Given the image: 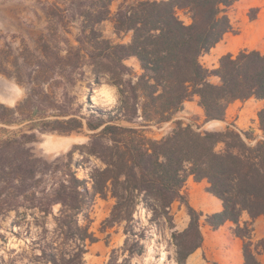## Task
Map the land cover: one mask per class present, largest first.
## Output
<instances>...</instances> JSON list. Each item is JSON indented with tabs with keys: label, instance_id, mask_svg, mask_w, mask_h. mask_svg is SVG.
<instances>
[{
	"label": "trees",
	"instance_id": "1",
	"mask_svg": "<svg viewBox=\"0 0 264 264\" xmlns=\"http://www.w3.org/2000/svg\"><path fill=\"white\" fill-rule=\"evenodd\" d=\"M111 1L79 2L71 12L80 22L74 47L64 49L55 38L43 40L34 49L23 47L21 62L0 51V73L26 89L15 106L0 103V123L28 121L26 129L0 140V211L19 214L24 209L34 219L53 215V236L39 255L49 264H83L87 245L97 240L89 218L97 196L114 199L102 228L122 224L125 234L120 249L125 256L119 260L114 249L107 264H129L133 255L143 253L147 228L136 218L140 208L149 214L148 223L156 228L165 223L170 229L177 264H185L202 246L203 224L217 229L225 222H232V232L244 240L243 264H260L264 239L254 244L251 222L240 221L244 214L251 221L264 215V139L255 140L252 132L232 123L222 130H198L180 120L159 139L145 134L146 127L171 120L195 96L205 121H223L236 99H264V54L259 51L224 54L215 68L200 61L231 30L227 10L238 0L122 3L113 32L117 37L129 34L127 42H114L99 28L109 18ZM63 11L70 10L58 6L52 14L62 19L69 15ZM130 58L137 61L139 73L125 63ZM86 67L89 86L105 81L118 92L112 109L94 108L88 118L71 108L75 97L68 90L85 79ZM211 76L218 81L211 82ZM257 118L264 132V106ZM84 125L91 131L88 141L66 154L48 161L32 152L38 133L69 134ZM76 151L81 162L96 161L83 177L77 175L80 163L73 161ZM190 176L206 180V191L221 202L220 210L206 214L202 224V212L183 191ZM175 201L189 216L180 231L174 229L171 213ZM55 205L60 208L53 214Z\"/></svg>",
	"mask_w": 264,
	"mask_h": 264
},
{
	"label": "rangeland",
	"instance_id": "2",
	"mask_svg": "<svg viewBox=\"0 0 264 264\" xmlns=\"http://www.w3.org/2000/svg\"><path fill=\"white\" fill-rule=\"evenodd\" d=\"M65 1L0 0V51L8 54L10 61H15L14 59L17 57L19 58L18 62H21L22 48L34 49L43 40L52 42L51 39L55 38L54 41H59L60 46L64 49L68 46H76L77 42L75 38L80 30V22L78 19L71 17V12L77 9L81 0ZM90 1L86 0L87 4ZM136 1L138 0L111 1L109 18L99 25L104 37L114 42H127L130 39L129 34L120 37L114 34L113 18L120 4ZM58 6L61 8L67 6L70 11L68 13L63 11L61 15H69H65L62 19L54 16L52 11ZM48 12H51V15ZM179 14L183 20L189 21L185 13L179 12ZM53 33L55 37L51 36ZM66 39L68 40V44L64 41ZM64 53L65 51L62 52V54ZM125 63L132 67L135 73L140 72L138 63L134 58L126 60ZM85 69V79L78 81L74 86H69L68 90L69 94L75 97V99L71 100V108L80 110L79 114L88 118L91 110L94 108L102 110L112 109L118 102V92L115 86L105 81L89 86V68L86 67ZM25 95L26 89L23 85L18 84L13 77L0 73V103L13 107L23 100ZM257 112L251 113L250 122H248V125L244 129L236 126L238 129L252 132L256 137L255 140L264 139V132L258 127ZM83 120L85 123L86 119ZM177 120L192 125V127L198 130H222L228 125L222 123L221 120L205 121L203 109L199 112L194 106L184 109L183 105V108L175 113L171 120L159 126L152 124L146 127L145 134L151 138L159 139L174 127ZM254 120L257 121L256 124L253 122ZM27 123L28 121L9 125L0 123V140L16 133L20 128L26 129ZM90 132L86 128V125H84L82 130L69 134L57 132L38 133L37 141L30 144V146L35 156L51 161L58 156L66 154L73 145L86 143ZM81 160L77 151L74 152L73 161L80 163V166L76 169L79 177H83L85 172L92 165L96 164L93 158L85 162H81ZM185 185L183 188L184 192ZM113 202L114 199L110 196L106 198L97 196L94 200L92 208L89 211V218L91 220L90 230L94 233L97 240L87 245V251L83 256V264H107L114 249L117 250L119 260L125 256L120 250L125 239L122 224H115L107 229L102 228V221L108 216ZM173 204L171 213L173 215L174 229L180 231L187 226L189 216L183 204L179 201H175ZM218 204L220 206L221 202L219 201ZM179 206H183L182 212L177 210ZM59 208L60 205H55L53 207V214H56ZM215 208L216 206L213 204H210V208L205 210L195 208L202 212L200 218L201 224L205 220V215L212 213ZM136 218L139 224L147 228L144 251L142 254L133 255L129 259V264H177L170 229L167 225L163 223L156 228L148 223L149 214L142 208L139 209ZM256 219L264 224V215L258 216ZM241 222L255 221H251L248 215L244 214L240 221V224L243 225ZM54 226L52 214L46 216L38 215L37 219H34L33 215L25 212L24 209L20 210L19 214L15 211H0V264H49L44 262L39 255L42 246L53 236ZM204 226L203 224L202 232L206 233L205 228H203ZM261 239H264V236L251 235V240L254 244ZM257 258L260 264H264V252L258 254Z\"/></svg>",
	"mask_w": 264,
	"mask_h": 264
},
{
	"label": "crops",
	"instance_id": "3",
	"mask_svg": "<svg viewBox=\"0 0 264 264\" xmlns=\"http://www.w3.org/2000/svg\"><path fill=\"white\" fill-rule=\"evenodd\" d=\"M231 30L224 33L222 39L211 48L210 52L201 57V63L207 68L218 66L219 58L227 53L236 55L242 49L257 50L264 54V0H238L228 10ZM211 82L218 78L211 76ZM194 106L200 112L198 97L184 103V109ZM264 106V99L250 97L246 100L236 99L226 109L224 124L233 123L245 128L250 122L251 113H256ZM255 124L256 120L253 121ZM206 180L195 181L192 176L187 179L185 192L189 203L198 210L216 206L212 212L220 210L219 200L206 191ZM174 205V204H173ZM179 212L183 206L177 207ZM173 206L171 208V211ZM251 222V235L264 236V224L258 219ZM244 223V222H241ZM232 222H225L217 229L205 225L202 246L195 250L185 264H243V239L232 232Z\"/></svg>",
	"mask_w": 264,
	"mask_h": 264
}]
</instances>
